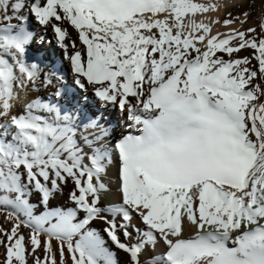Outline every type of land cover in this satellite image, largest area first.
<instances>
[{"label": "snow or ice", "instance_id": "6c2138e0", "mask_svg": "<svg viewBox=\"0 0 264 264\" xmlns=\"http://www.w3.org/2000/svg\"><path fill=\"white\" fill-rule=\"evenodd\" d=\"M260 3L0 0V264H264Z\"/></svg>", "mask_w": 264, "mask_h": 264}, {"label": "bare ground", "instance_id": "6f19581e", "mask_svg": "<svg viewBox=\"0 0 264 264\" xmlns=\"http://www.w3.org/2000/svg\"><path fill=\"white\" fill-rule=\"evenodd\" d=\"M232 2L236 5V7L231 8V10L233 12H238L240 10V6L246 5L248 3V0H232ZM255 2H256V5H255L254 12H253L254 16L259 12V10L261 8L260 0H255ZM219 15L221 18H223V16L225 15L224 9H221V12ZM32 24L34 25L35 29L37 30L36 35L37 36L41 35L43 33L42 29L39 26H37V24L34 21H32ZM221 31H223V28H221ZM31 47H36L38 51H44V53L41 57L48 60L49 66H55L57 69H59L61 71L62 74L65 72V63L66 62L61 61L60 50L55 48L53 43L50 44L49 47H43L42 45H40L39 39L37 37L36 42H34ZM56 86L57 85L54 84L52 87H49L47 89H41L38 93L31 92L30 89H23V90H18V91H19V94H20L22 101L25 98L30 99L31 97L36 96V95L47 99L48 97L53 95ZM74 102H76V101L74 100ZM23 107H24V105H23V103H21L19 105V108L22 109ZM84 109H85V112L90 113L91 116H95L97 113H102L103 116L107 118L105 120H102L101 123L110 125L108 131L111 134V139L114 137L117 138L121 134L122 129L126 128L125 120L116 111H112L111 113L105 111L104 109H102L100 107L99 103H97L96 100L92 96H90V94L88 97V102L84 105ZM1 121L3 123H5V122H7V119L6 118L0 119V122ZM95 131H97V130H93V133ZM110 178H111L112 183L114 185L115 183L113 181L114 180L116 181L114 168L111 170ZM63 203H67V201L64 200L63 197H61L57 201H54V204H63ZM4 215L5 214L3 212H0V227H8L9 226V223L7 221H5V219H4Z\"/></svg>", "mask_w": 264, "mask_h": 264}, {"label": "rangeland", "instance_id": "374dc122", "mask_svg": "<svg viewBox=\"0 0 264 264\" xmlns=\"http://www.w3.org/2000/svg\"><path fill=\"white\" fill-rule=\"evenodd\" d=\"M254 4L256 5V2H255V0H254ZM254 9H255V7H254ZM254 9H253V12H254Z\"/></svg>", "mask_w": 264, "mask_h": 264}]
</instances>
